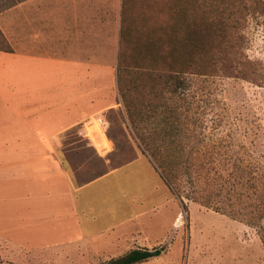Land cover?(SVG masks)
Masks as SVG:
<instances>
[{
  "label": "crops",
  "instance_id": "crops-1",
  "mask_svg": "<svg viewBox=\"0 0 264 264\" xmlns=\"http://www.w3.org/2000/svg\"><path fill=\"white\" fill-rule=\"evenodd\" d=\"M119 14L120 0H13L0 16L12 48L0 51V242L8 247H82L109 261L148 249L157 212L174 200L142 152L83 183L67 165L77 143L68 141L86 139L99 156L113 148L107 139L100 149L87 129L98 122L105 136L97 116L118 105ZM159 192L164 202L143 210Z\"/></svg>",
  "mask_w": 264,
  "mask_h": 264
},
{
  "label": "rangeland",
  "instance_id": "rangeland-1",
  "mask_svg": "<svg viewBox=\"0 0 264 264\" xmlns=\"http://www.w3.org/2000/svg\"><path fill=\"white\" fill-rule=\"evenodd\" d=\"M219 1H178L171 22L177 33L172 38L180 67L175 79L182 85L169 92L177 86L174 84L158 100H146L131 119L118 96L112 111L97 116L107 122L106 137L96 135L98 122L87 129L100 149L109 140L113 148L108 155H97L86 139L68 141L77 142L65 155L76 183L92 180L143 153L140 137L148 142L164 139L170 132L164 129L169 118H174L173 136L182 145L177 144L175 151L190 152L194 167L222 171L231 166L227 163L230 157L236 163L245 157L264 169V15L249 0L231 8L227 1L223 5ZM12 4L13 0H0V16H6ZM163 21L170 23L168 17ZM0 35L4 40L0 38V47L12 51L1 29ZM118 41L119 31L117 51ZM139 52L132 51L133 60ZM134 72L130 70L128 76L135 78ZM184 144L189 145L182 148ZM159 148L163 154L167 151L164 144ZM190 188L186 184V190ZM171 196L174 200H166L157 212L158 228L149 230L148 242H144L148 250L160 249L161 254L142 264H264V249L254 228L190 199H184V210L171 191H165L168 200ZM152 202L159 207L163 194L149 196L143 210L151 209ZM111 257L97 258L82 247L23 252L0 242V264H106Z\"/></svg>",
  "mask_w": 264,
  "mask_h": 264
},
{
  "label": "trees",
  "instance_id": "trees-1",
  "mask_svg": "<svg viewBox=\"0 0 264 264\" xmlns=\"http://www.w3.org/2000/svg\"><path fill=\"white\" fill-rule=\"evenodd\" d=\"M178 1L121 0L116 78L119 101L123 103L130 119L139 112L138 106H143L146 100H158L161 94L171 89L174 84L177 86L169 92L174 93L175 89L182 85L181 80L175 79L180 67L176 41L172 38V35L177 33L172 29L171 22L177 14ZM221 1L222 5L227 1L230 8L242 1L244 3V0H220L218 3ZM249 3L257 7L261 16L264 15V1L249 0ZM217 15H221V12ZM165 17L169 18V24L164 23ZM132 32L133 37H130ZM0 38L4 42L1 35ZM133 50H140L138 59H132ZM0 51L10 52L4 47H0ZM130 70H135L137 78L128 76ZM174 127V118H169L164 123V129H170V132L166 133V136L164 134V139L149 142L142 137L138 139L144 148L143 153L149 156L171 193L184 210V199H190L254 228L264 249L263 167L245 157L239 159V163L230 157L227 163L232 164L227 169L223 167L222 171H218L212 167L205 171L200 170L193 166V155L190 152L183 155L175 151L178 143L173 136ZM162 143L167 147L165 154L159 148ZM178 145L182 146L181 143ZM188 145L184 144L182 148ZM178 158L182 161H177ZM186 184L191 187L188 191ZM204 184L206 190L200 193ZM160 254V249H133L106 264H142Z\"/></svg>",
  "mask_w": 264,
  "mask_h": 264
}]
</instances>
